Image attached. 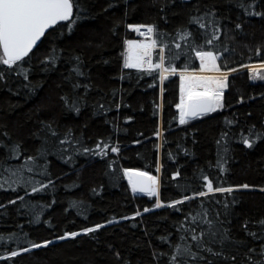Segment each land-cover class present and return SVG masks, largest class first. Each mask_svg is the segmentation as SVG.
<instances>
[{"label":"trees","instance_id":"obj_1","mask_svg":"<svg viewBox=\"0 0 264 264\" xmlns=\"http://www.w3.org/2000/svg\"><path fill=\"white\" fill-rule=\"evenodd\" d=\"M73 4L0 62V264H264V79L245 69L264 64V0ZM130 26L153 28L150 69L125 67ZM197 52L225 89L181 123L177 73ZM131 170L157 196L133 193Z\"/></svg>","mask_w":264,"mask_h":264},{"label":"snow or ice","instance_id":"obj_2","mask_svg":"<svg viewBox=\"0 0 264 264\" xmlns=\"http://www.w3.org/2000/svg\"><path fill=\"white\" fill-rule=\"evenodd\" d=\"M73 0H0V47L3 48V53L5 58H0V62L5 65H13L14 62L21 60L23 57L27 56L31 51L33 45L36 41L44 34L45 29L49 26L55 24L57 21L68 20L73 15ZM139 31V29H136ZM148 33L153 32L151 26L147 29ZM132 46V42H128ZM211 43V41H209ZM137 47H146L144 45H136ZM179 47V45H177ZM161 54L159 59L164 60L163 48L160 50ZM147 54V53H145ZM197 55L203 61L205 58L211 59L213 64L216 60V57L213 56L211 52H197ZM131 63H125V67H133ZM215 66V64H214ZM156 67H160L159 64ZM218 70V69H217ZM183 80V77L181 78ZM217 95H222V93H217ZM209 111L215 110V106H210ZM197 113L193 111V115ZM181 123H184L183 116L181 117ZM245 143L248 147H251V144L245 140ZM99 147V145H98ZM112 151H117L116 148H112ZM126 175H132V173L126 171ZM135 175L144 176L145 173L139 172ZM150 180H155L152 177H148ZM135 190V185L133 186ZM247 189L248 185H243ZM141 191L145 189L141 188ZM208 190L213 191L211 183L208 184ZM217 191H228L231 192L232 189H216ZM264 191V189H261ZM150 195L155 194V189L150 187L148 188ZM205 193H200L199 195L203 196ZM177 201L176 203H180ZM157 207H160V204L157 203ZM148 211V209H145ZM264 223V221H261ZM102 225H97L95 228L85 229V233H90L96 231ZM79 233H70L68 236L74 238ZM66 237H60V239H65ZM193 239H196L193 236ZM48 243L44 244H34L33 248L46 247ZM28 251V249H25ZM264 255V252L261 253ZM13 256L17 253L13 252ZM261 264V262H258Z\"/></svg>","mask_w":264,"mask_h":264},{"label":"rangeland","instance_id":"obj_3","mask_svg":"<svg viewBox=\"0 0 264 264\" xmlns=\"http://www.w3.org/2000/svg\"><path fill=\"white\" fill-rule=\"evenodd\" d=\"M137 28L139 29V31L136 30ZM147 29L148 27H128V31L132 36L127 40L125 44L123 58L124 63L127 62L134 65L133 67L129 68L150 69L152 67V55L155 47L153 44V32L149 34ZM147 35H151V37H147ZM129 41L132 42V46L129 45ZM136 45H144L146 47H137ZM215 57V66L211 59L205 58L202 61L198 56L200 63L198 70L192 72L177 73L180 79L183 77V80L181 79L180 84V99L178 104L180 120L182 116L185 120L184 110L187 100L206 96L210 97L213 100V105L215 106L217 101L220 99L221 95L218 96L217 93H223L225 89V77L228 74L225 72H221L218 69V58L217 56ZM245 69L250 72L253 79H264V64L250 65ZM168 74V72L162 71L161 77L163 78ZM154 180L156 182V178H154ZM157 186L158 183L153 184V188L155 189V194L153 196H157L158 194Z\"/></svg>","mask_w":264,"mask_h":264},{"label":"water","instance_id":"obj_4","mask_svg":"<svg viewBox=\"0 0 264 264\" xmlns=\"http://www.w3.org/2000/svg\"><path fill=\"white\" fill-rule=\"evenodd\" d=\"M60 22H62V21H57L55 24L46 28L44 34L36 41V43L33 45L32 49H31V51L40 43L43 36L50 29H52L54 26H56ZM0 50H1L3 57H4L3 48L0 47ZM210 106H213V100L210 97L204 96V97L189 99L186 101V104H185L184 116L186 119H194V118L199 117V116L208 115L211 113V111L208 110V108ZM193 111H195L197 114L193 115ZM129 172L132 173V175H128V180H129V184H130V187H131V190L133 191V193H135L136 195H144V196L150 195L148 192V188H150V187L153 188V180H150L148 177H152V176L149 174H146V173L144 176L135 175V173H139V171H135V170H131ZM134 185H135V190L133 187ZM141 188H143L145 190L141 191L140 190Z\"/></svg>","mask_w":264,"mask_h":264},{"label":"bare ground","instance_id":"obj_5","mask_svg":"<svg viewBox=\"0 0 264 264\" xmlns=\"http://www.w3.org/2000/svg\"><path fill=\"white\" fill-rule=\"evenodd\" d=\"M149 34H151V33H149ZM147 37H151V35H147ZM132 69H133V68H132ZM157 181H158V180L156 179V182H155L156 184L158 183Z\"/></svg>","mask_w":264,"mask_h":264}]
</instances>
